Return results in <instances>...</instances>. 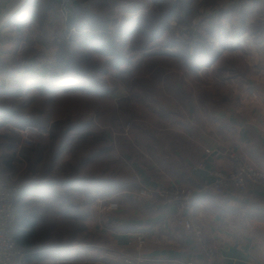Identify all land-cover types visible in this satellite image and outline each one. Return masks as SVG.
Here are the masks:
<instances>
[{
    "label": "crops",
    "instance_id": "0c3cea01",
    "mask_svg": "<svg viewBox=\"0 0 264 264\" xmlns=\"http://www.w3.org/2000/svg\"><path fill=\"white\" fill-rule=\"evenodd\" d=\"M15 2L0 9V88L5 89L16 88L22 77H47L40 68L44 58L28 54L49 49L39 27V0ZM25 2L12 19V10ZM50 2L47 21L58 0ZM253 22L262 27L251 38L255 43L231 44V59L241 54L249 71L241 81H231V97H204L207 89L201 84L192 88L184 77L186 97L180 99L108 94L115 101L110 122L132 121L129 140L96 132V115L87 113L54 122L50 136L36 146H23L16 135L9 141L0 157V178L18 188L13 237L24 250L13 264H121V253L142 258V264H201L202 248L175 222L174 205L155 194H139L168 185L191 190L185 213L201 223L217 264H264V187L215 195L210 171L228 169L231 161L204 152L238 153L264 171V0H231L237 33ZM226 49L221 46L215 55L220 58ZM13 59L16 65L5 63ZM197 67L184 69L187 76L200 74ZM110 202L117 203V210L106 208ZM138 235L144 240L140 248Z\"/></svg>",
    "mask_w": 264,
    "mask_h": 264
},
{
    "label": "rangeland",
    "instance_id": "374dc122",
    "mask_svg": "<svg viewBox=\"0 0 264 264\" xmlns=\"http://www.w3.org/2000/svg\"><path fill=\"white\" fill-rule=\"evenodd\" d=\"M19 1L16 0L17 5ZM68 1L71 9L67 21H63L58 13L61 0H58L52 12H48L49 15L53 14V17L51 21H47V8L51 2L39 0V27L43 28L40 30L44 32L42 33L44 39L39 34L40 30L38 35L49 49H44L43 53L41 50H35L28 54L30 59L40 56L44 58L45 61L42 60L44 62L38 63H43L40 64V68L43 70L42 74L47 77L73 75L74 70H78V73L90 79L88 90L98 98L113 99L108 94L118 91L124 99L148 100L169 96L180 99L186 97L184 77L192 88L197 84L203 85L204 89H207L202 95L204 97H209L211 93L220 99L231 97V93L228 95L231 81L233 79L241 81L249 72L243 68L241 54L240 57L231 59V44L242 48V45L255 43L251 38L262 29L259 23L253 22L255 25H247L244 33H237L240 26L231 25V0ZM73 1L76 5H73ZM75 6L81 11L75 9ZM167 14L170 17H166L164 23L160 24V19ZM141 15L144 17L141 28L128 32L122 44L115 39L112 45L104 47L98 38L91 37L87 28V25L95 24L98 28L96 30H101L105 25L104 30L111 32L122 20L134 19ZM64 41L69 42L68 47ZM221 46L227 49L218 58L220 53L215 55V51ZM45 50L52 52V56L47 57L44 54ZM189 51H192V54ZM1 62L0 60V64ZM5 63L12 66L16 65L17 61L13 59ZM234 64L237 69L231 70ZM190 66H198L200 74L191 73L187 76L184 69ZM21 79L24 81L25 77ZM170 82L173 88L170 87ZM26 103L25 98L8 100L0 96L1 160L9 141L18 137L14 128L19 118L23 115L30 117L34 115L30 108H24ZM113 103L115 104V101ZM110 121V116L107 118L103 115L98 118L95 116L93 128L96 132L102 131L113 139L117 136L130 139L131 120H124L119 126ZM99 137L97 134L96 138ZM110 172L109 170V174ZM117 258L122 264L120 255H117Z\"/></svg>",
    "mask_w": 264,
    "mask_h": 264
},
{
    "label": "built area",
    "instance_id": "2783aa9c",
    "mask_svg": "<svg viewBox=\"0 0 264 264\" xmlns=\"http://www.w3.org/2000/svg\"><path fill=\"white\" fill-rule=\"evenodd\" d=\"M70 2L61 0L58 7L59 16L63 21L68 20L70 13ZM16 10V9H15ZM15 10H12L13 13ZM2 37L0 35V41ZM43 75L40 76L42 78ZM23 146L33 147L38 145L45 137H49L52 131V123L39 126L29 122L17 124L14 128ZM204 152L215 158L227 157L231 161L228 169H212L213 176L212 191L215 195L221 196L228 191L238 194L247 192L250 185L264 187V171L256 169L247 164L242 155L221 149H205ZM18 188L15 185L6 183L0 178V264H13L14 258H20L24 254L22 248H17L13 237V225L16 218V199ZM142 196L155 194L166 204L175 207V222L181 226L187 235L201 246L203 251V261L201 264H217L214 260V250L205 240L202 225L199 220L190 216L185 211L190 207L192 192L189 189H180L176 185H168L154 190L143 189L139 193ZM108 210L117 209V203L110 202ZM137 247L144 244L141 236L136 237ZM122 264H142L143 259L128 254L121 253ZM179 264H195L192 260H184Z\"/></svg>",
    "mask_w": 264,
    "mask_h": 264
},
{
    "label": "trees",
    "instance_id": "16d2710c",
    "mask_svg": "<svg viewBox=\"0 0 264 264\" xmlns=\"http://www.w3.org/2000/svg\"><path fill=\"white\" fill-rule=\"evenodd\" d=\"M26 4L27 2L23 3L20 8L15 10L11 18L13 19L18 16ZM75 9L81 11L80 8L78 9V6H75ZM166 17L169 18V14L165 15L163 19H160V24L164 23ZM143 22L144 17L141 15L134 19L122 20L111 32H107L106 29L104 30L105 25L101 27L103 28L101 30H96L98 28L95 27V24L87 25V28H89L91 37L98 38L101 44H104V47H109L115 39L119 40L122 44L125 38L124 36L130 31L139 30ZM93 40L95 39L93 38ZM68 43L64 41L67 47ZM78 72V70H74L73 75L65 74L62 77H48L47 79H40L38 77L28 78L22 81L16 88H0V96L8 100L27 99L24 108H30L34 115L32 117L28 115L21 116L17 124L29 122L44 126L50 122L54 123L62 120L70 115L87 113L90 115L94 113L97 118L100 115L106 118L111 116L114 110L112 99L94 96L95 94L88 90L91 83L89 81L90 79Z\"/></svg>",
    "mask_w": 264,
    "mask_h": 264
},
{
    "label": "water",
    "instance_id": "95a60500",
    "mask_svg": "<svg viewBox=\"0 0 264 264\" xmlns=\"http://www.w3.org/2000/svg\"><path fill=\"white\" fill-rule=\"evenodd\" d=\"M11 0H2V3L0 5L1 8H5L8 3H10ZM73 5H75V1H73Z\"/></svg>",
    "mask_w": 264,
    "mask_h": 264
}]
</instances>
